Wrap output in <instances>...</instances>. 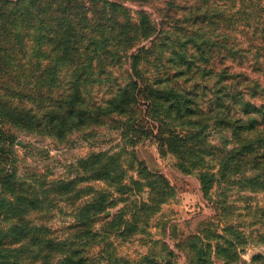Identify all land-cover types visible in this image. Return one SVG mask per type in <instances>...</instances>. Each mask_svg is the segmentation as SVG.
Segmentation results:
<instances>
[{"label":"trees","instance_id":"1","mask_svg":"<svg viewBox=\"0 0 264 264\" xmlns=\"http://www.w3.org/2000/svg\"><path fill=\"white\" fill-rule=\"evenodd\" d=\"M192 1L191 8L176 6L177 11L186 12L187 23L171 49L166 46L173 56L170 63L154 62L152 75L141 68L149 62L139 60L149 49L139 44L149 40L154 45L161 35L150 22L126 33L128 40L140 37L135 43L111 47L103 64H93L96 61L89 56L99 49L78 42L72 28L64 30L58 25L62 20L56 12L48 16L45 12H0V264H162L153 255L125 260L110 243L111 234L123 238L145 232L149 209L155 206L153 188L148 203L130 206L131 215L124 208L102 217L116 205L115 199L95 193L89 201L71 206L72 220L66 226L47 224L46 218L61 198L73 205L89 193L77 188L80 183L100 180L108 173L117 176L122 169L120 153L92 154L75 167L71 165L69 170L76 171L72 179L24 178L16 168L14 147L19 135L50 136L63 143L72 131L107 123L132 131L131 137L142 134L136 128L141 100L160 132L170 124V135L160 140L170 142V150L183 159L187 157L178 167L186 173L195 171L205 194L217 178L198 168L203 161L196 148L200 134L187 136L184 129L205 128L206 120L231 130L237 145L223 157L218 179L237 174L242 176L240 181L264 189V0H233L235 6L228 17L220 12L213 16L204 0ZM33 23L39 26L31 27ZM130 50L133 60L121 79L113 71L122 67V56L128 58ZM233 64H248L257 76L235 72ZM61 67L70 76L57 77ZM169 69L170 76L163 73ZM89 71L101 75L94 79L85 74ZM161 72L164 80L159 78ZM197 89L201 97L213 91L214 97L205 98V108ZM201 234L205 232L174 245L184 253L186 264H211L204 249L217 248L222 237L215 235L211 240ZM226 243L234 246V240Z\"/></svg>","mask_w":264,"mask_h":264},{"label":"rangeland","instance_id":"2","mask_svg":"<svg viewBox=\"0 0 264 264\" xmlns=\"http://www.w3.org/2000/svg\"><path fill=\"white\" fill-rule=\"evenodd\" d=\"M232 1L204 0L206 4L204 7L211 6L213 16L220 12L228 17L235 6ZM193 2L0 0V12L4 15H8L9 12H45L46 16L50 12H56L62 20L61 24L57 23L58 25L64 26V30L72 28L78 42L99 49L96 55L89 56L96 61L93 64H103L108 58L105 53L111 47L118 44L120 47H127L135 43L140 37L128 40L126 33L137 31L150 22L152 28L157 29L159 33L161 31V37L157 38L154 45L150 44L149 40L139 44V47L149 48L148 54H142L139 60L149 62L141 65V68L147 75H152L155 70L154 62L170 63L173 56L166 50V46L171 49L175 37L182 34L181 28L187 23L184 19L186 12L177 11L176 6L191 8L194 6ZM173 20L180 25L175 24ZM37 26L39 24L33 23L31 27ZM45 28L48 29L50 26L45 25ZM83 36L85 39H81ZM132 51H128V58L123 54L124 62L121 68H115L113 71L115 76L121 79L127 76V71L129 72L127 65L133 60ZM84 59L87 57H83ZM91 65L90 63L89 66ZM231 67L235 72L241 71L251 77L257 76L248 64H233ZM163 73L170 76V69L164 70ZM163 73L161 72L159 76L162 80L165 79ZM85 74L98 79L101 72L89 71ZM56 76L67 78L70 72L61 67ZM119 82L125 84L126 81ZM173 82L180 84L178 80ZM163 84L166 85V81ZM197 90L199 101L204 108L207 107L205 98L214 97L213 91L201 97V90ZM147 109L146 103L143 100L139 101L140 120L136 128L141 130L142 134L138 133L135 137H131L132 131L115 128L110 123L72 131L63 143L50 136H18L14 147L18 161L16 168L17 174L24 178L43 177L47 181L72 179L76 171L73 169L70 171L69 167L71 165L75 167L79 161L90 155L121 154L118 165H121L122 169L118 171L117 176L112 178L108 173L100 180L80 183L77 188L81 187L89 193L75 201L73 205L61 198L58 207L46 218L47 224L53 228L66 226L72 220L69 216L71 206H79L89 201L95 193L107 194L110 199H115L116 205L102 214V217H111L124 208L129 210L132 204L148 203L153 188L157 195L155 206L149 209L145 232L139 231L123 238L110 235V243L118 256L136 261L141 256L153 255L162 264H186L184 253L177 250L174 245L178 242L186 243L189 238L195 237L193 235L205 232L200 236L208 235L211 240L215 235L222 237L217 248L204 249V255L211 264H264V189L248 184L244 180L240 181L242 176L237 174L233 176L226 174L218 179L223 157L237 147L231 130L216 127L212 120H206L205 128L184 129L187 136L200 134V142L196 148L199 151L198 155L203 156V161L198 168L215 174L217 178L215 183L213 181L210 191L205 194L195 171L186 173L178 167L180 160H188L187 157L183 159L180 156L182 154L170 150V142L168 145L160 140L170 135V124L164 128L163 133L160 132L158 123L149 115ZM185 166L188 167L189 163H185ZM132 181L138 183L133 184ZM127 215H131L130 210ZM226 240L229 242L234 240V246H229Z\"/></svg>","mask_w":264,"mask_h":264}]
</instances>
